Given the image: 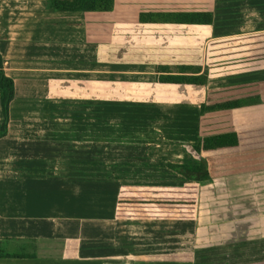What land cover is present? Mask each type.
I'll return each mask as SVG.
<instances>
[{
    "label": "crops",
    "instance_id": "0c3cea01",
    "mask_svg": "<svg viewBox=\"0 0 264 264\" xmlns=\"http://www.w3.org/2000/svg\"><path fill=\"white\" fill-rule=\"evenodd\" d=\"M146 1L115 0L112 11L61 12L48 0H0V55L14 82L7 134L0 138V240L6 252L35 256L0 257V264H195V249L204 243L264 250L256 248H264V148L223 156V171L209 170L213 178L200 186L195 219L168 220L175 225L165 231L158 219L115 217L121 182L101 178L98 164L137 155L129 140L99 138L100 86L135 65L125 58L133 50L125 32L149 25L138 22L139 11L160 10L146 8ZM254 73L246 74L256 82L236 76L240 85L252 82L240 97L264 96V81ZM105 99L104 108L115 110ZM85 127L91 132L78 130ZM179 223L193 232L178 230ZM186 232L192 235L187 248L160 247L175 242L165 235ZM201 232L206 241L200 244ZM184 251L193 252L192 262L133 259Z\"/></svg>",
    "mask_w": 264,
    "mask_h": 264
},
{
    "label": "rangeland",
    "instance_id": "374dc122",
    "mask_svg": "<svg viewBox=\"0 0 264 264\" xmlns=\"http://www.w3.org/2000/svg\"><path fill=\"white\" fill-rule=\"evenodd\" d=\"M145 3L149 9H211L214 20L211 25L149 24L125 32L133 48L124 52L125 58L135 65L117 71L115 81L100 86V119L104 121L100 123L99 138L129 140L137 156L133 155L131 160H100V177L113 178L121 184H180L181 177L165 163L196 161L191 143L198 136L264 124V96L259 94H250L258 96V103L253 105L203 115L198 111L201 103L210 104L250 92L252 82L240 85L242 80L236 79L239 74L257 70L254 75L264 81V0H147ZM139 39L141 47L137 45ZM158 61L199 62L209 70L208 81L203 87L155 84L151 72ZM246 77L245 81L257 80L250 74ZM262 86H259V92L264 95ZM105 98L115 102V106L110 105L115 110L104 108V105L108 106ZM105 120L111 121L110 133L103 127ZM120 120L129 121L130 127H119L122 126ZM78 130L91 132L88 127ZM223 164V157L213 158L209 161V170L218 174L223 171ZM173 219L158 218L164 222L165 231L173 229L175 223L171 226L166 223ZM139 228L135 226L132 231ZM179 228L192 231V227L181 223ZM190 235V232L183 236L178 234L179 238L165 235L166 240L175 242L166 241L160 247L165 250L172 246L187 248L189 244L185 243ZM202 235V232L198 234L200 244L206 241ZM256 248L264 249L260 245ZM252 249H236L233 245L223 244L208 247L204 243L195 249L199 254L195 264L245 263L264 258V250ZM115 259L119 261L118 257Z\"/></svg>",
    "mask_w": 264,
    "mask_h": 264
},
{
    "label": "trees",
    "instance_id": "16d2710c",
    "mask_svg": "<svg viewBox=\"0 0 264 264\" xmlns=\"http://www.w3.org/2000/svg\"><path fill=\"white\" fill-rule=\"evenodd\" d=\"M55 11H112L115 0H48ZM139 23L211 25L214 12L210 9H160L138 12ZM209 77V70L196 61L154 63V82L164 86L203 87ZM14 97L13 79L6 75L0 55V138L7 134L9 105ZM258 103V96H244L225 99L210 104L201 103L199 114L238 109ZM191 147L196 161L189 163L166 162L165 166L181 177L180 184L122 183L119 187L115 217L119 219H195L198 211L200 186L212 180L208 161L211 158L264 148V124L240 129L212 132L200 135ZM0 257L33 258V254H17L3 250L0 240ZM144 261H186L192 262L191 251L160 253L136 256ZM229 264V263H224ZM264 264V258L245 263Z\"/></svg>",
    "mask_w": 264,
    "mask_h": 264
}]
</instances>
